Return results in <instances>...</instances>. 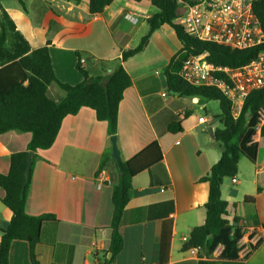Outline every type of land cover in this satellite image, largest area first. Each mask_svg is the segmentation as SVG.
I'll use <instances>...</instances> for the list:
<instances>
[{"label":"crops","instance_id":"obj_1","mask_svg":"<svg viewBox=\"0 0 264 264\" xmlns=\"http://www.w3.org/2000/svg\"><path fill=\"white\" fill-rule=\"evenodd\" d=\"M22 1L25 6H35L41 15L39 20L50 31L58 20L65 21V27L61 33H50L51 38L37 41L32 23L26 18L28 8L24 9L19 1L21 8L0 0V12L14 25V31H8L0 19V34L2 27L7 32L5 60L48 44L57 78L71 86L84 79L77 69V52H85L83 67L91 76L104 77L122 59L124 51L143 43V50L123 63L132 85L124 92L118 112L120 159L127 161L158 141L170 182L150 188L148 171L132 180L130 202L120 227L124 248L113 264H198L203 252H185L182 247L190 230L205 222L209 187L201 179L221 159L222 148L213 137L212 128H217L212 120L199 122L203 116L198 112L208 111V99L178 96L166 88L164 68L182 47L175 31L166 24L145 41L149 33L146 20L156 12L150 10L151 6L128 0H115L99 15L90 14L88 0L80 4L73 0ZM48 96L61 102L66 92L54 83L48 88ZM176 120L181 121L183 131L173 134L168 126ZM206 126L210 127L213 142ZM31 138L30 133L16 131L0 135L1 174L9 173L11 155L27 151ZM257 141L259 154L252 169L246 171L239 162L238 182L226 178L221 194L224 200L238 204L236 217L250 226L264 227V190H257L259 181L264 182V138ZM108 149L112 150L107 122L98 121L94 110L84 107L75 116L65 117L54 145L37 154L26 212L57 218L42 225L41 243L36 248L41 264H100L105 257H112L108 250L116 170L110 162L99 172L101 156ZM5 195L0 188V238L1 229L12 219V212L2 203ZM248 196L254 199L245 201ZM163 228L165 232L171 229V239L169 248L161 253ZM29 248L27 242L14 240L10 264H32ZM222 250L220 246L213 256ZM248 251L240 250L236 261L214 264H264V238L245 256Z\"/></svg>","mask_w":264,"mask_h":264},{"label":"trees","instance_id":"obj_2","mask_svg":"<svg viewBox=\"0 0 264 264\" xmlns=\"http://www.w3.org/2000/svg\"><path fill=\"white\" fill-rule=\"evenodd\" d=\"M80 4L82 0H73ZM91 15L103 13L106 7L115 0H88ZM144 6H151L157 12L150 16L146 23L149 33L145 41L163 25L170 26L176 33L182 47L164 68L163 76L169 92L189 98L202 97L217 101L220 105V118L223 127L216 129L214 139L222 148V157L210 172L201 179L208 184V201L204 205L206 219L204 224L191 229L182 250L199 249L198 264H214L220 260L239 259L238 242L242 237L235 216L238 204L222 198V183L226 178H236L239 174V162L242 157L255 163L259 154V143L253 140L258 122V112L264 110V89L253 91L247 98L243 111L238 119L232 116V103L221 92L213 87H194L180 76L182 63L189 57L207 54L209 63L218 67H241L252 62L261 47L238 51L227 46L201 42L187 34L177 21L179 6L175 0H128ZM19 2L26 9L22 0ZM255 14L264 28V0L254 4ZM6 30L2 27L0 34V135L10 131L30 133L32 138L25 152L14 153L10 157V171L7 175L0 173V188L6 195L2 203L12 212L11 221L1 229L0 264H10V247L14 240L29 244V255L32 264H41L36 248L41 243L42 225L55 222L51 214L32 216L26 212L33 168L40 150L50 149L61 130L67 116H75L81 108L94 110L98 121L107 122L108 136L117 135L118 112L124 92L132 85V79L123 67L143 50V43L136 48L123 52L122 59L117 61L112 71L104 77L91 76L80 63L85 52H77V69L84 79L80 84L71 86L59 81L52 65L49 45L46 44L29 53L24 50L11 60L6 61L4 46L7 41ZM90 59L94 57L90 56ZM66 92V99L56 102L48 96L52 84ZM168 131L177 134L183 131L180 120L173 121ZM264 138V126L261 131ZM111 149L101 156L99 172L105 170L112 162L116 179L113 183V214L110 249L112 257L104 258L100 264H113L115 257L124 248V239L120 233L124 210L130 202L132 180L145 171L150 172V188L168 185L170 178L162 162L163 152L158 141L149 144L127 161L121 160L120 171L116 161L111 158ZM33 152L31 172L27 177L28 154ZM258 193L264 190V182L259 181ZM254 199L245 197V201ZM167 225H165V228ZM161 234L159 249L162 252L170 246L171 229ZM222 246L218 256L214 253Z\"/></svg>","mask_w":264,"mask_h":264},{"label":"built area","instance_id":"obj_3","mask_svg":"<svg viewBox=\"0 0 264 264\" xmlns=\"http://www.w3.org/2000/svg\"><path fill=\"white\" fill-rule=\"evenodd\" d=\"M257 0H175L179 6L177 21L191 37L201 41L227 46L238 51L261 47L257 57L239 68L218 67L207 61V54L189 57L182 63L181 78L194 87H213L232 103V116L236 119L243 111L249 95L264 89V28L254 11ZM80 63L83 65L85 59ZM207 117L199 118L206 123ZM264 126V110L258 112L256 135L261 138ZM212 132L215 129L212 128ZM233 182L238 181L233 177ZM242 237L239 250L257 248L264 238V227L250 226L247 221L238 223ZM90 264V263H86Z\"/></svg>","mask_w":264,"mask_h":264},{"label":"rangeland","instance_id":"obj_4","mask_svg":"<svg viewBox=\"0 0 264 264\" xmlns=\"http://www.w3.org/2000/svg\"><path fill=\"white\" fill-rule=\"evenodd\" d=\"M5 1L8 2V4H9L8 6H10V7H14L17 5L21 8V6L18 4L19 0H5ZM10 1H11V3H10ZM85 2L87 3V0ZM34 7L35 6H33L32 4H29L26 6V8H28V10H29V14H28V16L26 15V18L28 20H30V22L32 23L31 26L33 28V32L36 35L37 41L38 40L44 41L43 39L51 38L50 33H61V30L63 31V29L65 27L63 25L65 24V21L58 20L57 22L54 23V27H53L52 31H50L49 29H47V27H45L46 25L44 26L45 23L43 21L39 20L41 15L39 14L38 11L34 10ZM150 10L152 12H157V10L153 7H150ZM0 19H1L2 23H4V25L8 31H12V32L14 31L13 23L7 17H4L2 15V12H0ZM0 30H1V23H0ZM22 31H25V29L23 28ZM47 32H49V34ZM11 38H12V36H11ZM11 41L13 43H16L17 40H16V38H12ZM38 43H40V42H38ZM38 43H36V44H38ZM207 101L209 102L208 111L201 110L198 112V114L205 116L207 118H210L212 120V124L217 129H221L223 127V125H222L221 118H220V111H221L220 105L217 101H213L210 99H208ZM205 129H207V131L209 133V137L213 142L210 127L206 126ZM217 145L219 146V144H217ZM261 150H262V154H264V144L261 145ZM240 165L246 171L252 169V162L249 161L248 158H246V157H242L240 159ZM229 180H231V179H229Z\"/></svg>","mask_w":264,"mask_h":264},{"label":"water","instance_id":"obj_5","mask_svg":"<svg viewBox=\"0 0 264 264\" xmlns=\"http://www.w3.org/2000/svg\"><path fill=\"white\" fill-rule=\"evenodd\" d=\"M110 142H111V146H112L111 158H113L116 161L120 171H122L121 159H120L122 154H121V150H120L119 145H118L117 135L111 136ZM32 156H33V152L28 154V166H27V170H26L27 177L30 175V172H31ZM110 255H111V253H110Z\"/></svg>","mask_w":264,"mask_h":264}]
</instances>
